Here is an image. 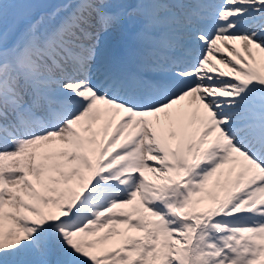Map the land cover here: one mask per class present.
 <instances>
[{
	"label": "snow or ice",
	"instance_id": "1",
	"mask_svg": "<svg viewBox=\"0 0 264 264\" xmlns=\"http://www.w3.org/2000/svg\"><path fill=\"white\" fill-rule=\"evenodd\" d=\"M0 264H264V0H0Z\"/></svg>",
	"mask_w": 264,
	"mask_h": 264
}]
</instances>
